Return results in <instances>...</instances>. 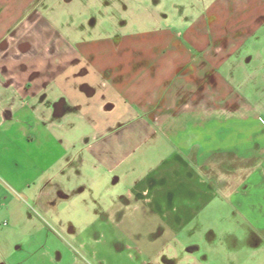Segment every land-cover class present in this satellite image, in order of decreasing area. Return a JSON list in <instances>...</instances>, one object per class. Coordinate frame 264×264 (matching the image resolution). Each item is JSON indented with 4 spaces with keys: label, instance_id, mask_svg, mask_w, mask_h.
<instances>
[{
    "label": "rangeland",
    "instance_id": "obj_1",
    "mask_svg": "<svg viewBox=\"0 0 264 264\" xmlns=\"http://www.w3.org/2000/svg\"><path fill=\"white\" fill-rule=\"evenodd\" d=\"M190 1L162 0L160 27L190 21ZM102 2L81 0L39 29L50 36L64 33L59 21L97 20L89 35L114 36L146 31L158 17L153 4L149 14H117ZM138 18L146 23L116 30ZM254 33L216 70L236 109L215 100L207 125L146 120L87 136L50 184V216L0 223L13 232L6 249L0 240V264H264L256 229L264 225V24Z\"/></svg>",
    "mask_w": 264,
    "mask_h": 264
},
{
    "label": "crops",
    "instance_id": "obj_2",
    "mask_svg": "<svg viewBox=\"0 0 264 264\" xmlns=\"http://www.w3.org/2000/svg\"><path fill=\"white\" fill-rule=\"evenodd\" d=\"M84 4L0 0V223L50 216V184L87 136L146 120L207 125L215 100L236 109L216 70L228 67L264 24V0L202 6L191 0L187 11L194 17L182 15L173 28L160 27L167 22L162 0H103L117 14H149L153 4L159 18L146 31L114 36L89 35L97 20L90 27L85 20L59 21L64 33L50 36L39 29L44 21L54 27L51 16L61 10L69 15L72 5ZM144 20L117 21L116 30ZM256 227L264 232V225ZM8 233L0 224L4 249Z\"/></svg>",
    "mask_w": 264,
    "mask_h": 264
}]
</instances>
